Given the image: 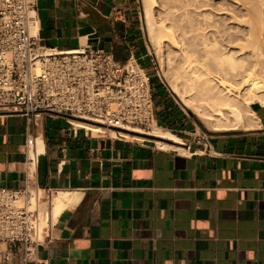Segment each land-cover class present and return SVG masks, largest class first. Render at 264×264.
I'll list each match as a JSON object with an SVG mask.
<instances>
[{"label":"crops","instance_id":"obj_1","mask_svg":"<svg viewBox=\"0 0 264 264\" xmlns=\"http://www.w3.org/2000/svg\"><path fill=\"white\" fill-rule=\"evenodd\" d=\"M138 3L37 0L38 39L58 50L101 47L144 66ZM253 103V127L211 130L197 142L195 123L157 84L155 126L188 145L181 150L95 134L63 115L0 110V187L23 186L32 134L44 144L40 185L73 200L29 261L3 241L0 264H264V95Z\"/></svg>","mask_w":264,"mask_h":264},{"label":"built area","instance_id":"obj_2","mask_svg":"<svg viewBox=\"0 0 264 264\" xmlns=\"http://www.w3.org/2000/svg\"><path fill=\"white\" fill-rule=\"evenodd\" d=\"M36 6L37 0H0V110L67 114L73 116L66 117L71 123L88 120L107 129L157 123L155 86L147 68L89 44L71 50L45 46L30 30ZM36 143L37 137L27 134L23 186L0 187V242L19 244L24 262L49 237L57 192L39 183Z\"/></svg>","mask_w":264,"mask_h":264},{"label":"bare ground","instance_id":"obj_3","mask_svg":"<svg viewBox=\"0 0 264 264\" xmlns=\"http://www.w3.org/2000/svg\"><path fill=\"white\" fill-rule=\"evenodd\" d=\"M197 2L198 0H168L169 8L164 12V17L157 22L154 20V8L157 2L144 0L146 21L151 37L157 40L161 50L170 41L171 47L177 49L174 57L180 63L176 81H171L170 88L184 106L194 112L213 131L251 128L254 126V120H257L250 107L255 101V95L252 92L259 87L250 88V85L257 84L261 80L263 85L260 90L264 89L263 11H259V8L254 6L252 8L254 15L251 12L248 13V16L249 14L250 17L253 16L249 20V26H246L247 33L243 34L242 31L240 39L232 40L226 31L217 28L219 23L216 26L212 23L213 17L210 14L193 13ZM171 9L176 10L178 14L171 12ZM34 14L33 12L30 30L32 28V34L36 35L38 27L34 22L36 21ZM178 16L180 22L177 21ZM175 30L178 32L179 40L175 38ZM234 41L244 42L239 49V52L245 51V54H240L241 57L236 56L239 52L234 54L228 49ZM191 49L199 52L200 58L197 61L189 59L188 51ZM129 63L133 64L131 61ZM133 65L138 66L136 61ZM182 80L184 84L180 86L177 81L181 83ZM73 122L94 132L117 133L114 129H107L89 122L77 120ZM154 124L157 125V123ZM123 133L127 132H122V135ZM150 135L172 140V143L165 142L168 144L158 142L160 147L182 149L181 140L163 128L157 127ZM131 138L145 139L141 136H131ZM36 145L39 152L44 151L41 138L37 139ZM70 202L73 200L69 199L68 193L56 192L50 208V220L54 221Z\"/></svg>","mask_w":264,"mask_h":264},{"label":"rangeland","instance_id":"obj_4","mask_svg":"<svg viewBox=\"0 0 264 264\" xmlns=\"http://www.w3.org/2000/svg\"><path fill=\"white\" fill-rule=\"evenodd\" d=\"M138 1H139L138 11L140 12L139 13L140 23L144 31V37L146 40V47H147V53H148V56L146 57L145 62L143 63H144V67L149 70L150 75L152 77V81H155L154 86L157 87V84L162 85L164 89L167 90V93L170 94L176 100L178 105L187 114L188 118H190L197 126V132H198L197 134L202 135V133L204 132H213L211 131L209 127H207L200 120L199 117H197V115L194 112H192L191 110H189L188 108L184 106V104L180 101L178 96H176V94L170 88L171 81H176L178 64L180 63V61H178L176 57H174V54L176 53L177 49L171 47V44H170L171 41L165 44L166 45L165 48H162V50L160 49L159 44L157 43V40L151 37L150 31L148 30L144 0H138ZM155 1L157 2V6L154 8V20L158 22L164 17V12L167 11L169 6L167 4L168 0H155ZM192 1H195V0H192ZM245 4L246 5L248 4L249 6L248 5L246 6ZM254 6L255 8H259V11H263L262 16H264V10H263L264 0H255V1L254 0H247V1L246 0H240V1L238 0H198L197 5L194 6L195 8L193 9L194 11L193 13H203V14L206 13L207 15L210 14V16L213 17L212 23L213 24L215 23V26L217 25V23H219L217 25V28H220L221 30L226 31L228 33V36H230L232 40H236L242 37V34H241L242 31L244 32L243 34L247 33L248 27L246 26H249V20L255 13L254 10L252 9L254 8ZM170 11L173 13H177V11L174 9H171ZM250 12L253 13V15L251 14L252 15L251 17H250V14L248 16V13ZM248 17L250 18L248 19ZM177 18H178L177 21L180 22V17L178 16ZM166 23L170 24V22H166ZM176 32H175V38L176 40H179L177 36L178 32L177 33ZM31 33H32V28H31ZM241 45H244L243 41H234V43L230 44L231 47H229L228 49H230L235 54L236 52H239ZM189 51H188V56H189V59L191 58L190 59L191 61H197V59L200 58L199 52L197 50L191 49ZM244 52L245 51L239 52L238 54H236V56L241 57L242 55L240 54L241 53L245 54ZM131 63L135 64V61H132ZM177 82L179 83L180 86L184 84L183 80L181 81V83L180 81H177ZM262 85L263 83L261 82V80L257 82V84L250 85V88L259 87L258 90H255L252 92L255 95V101H257V98L258 100H261V96L264 94V91H263L264 89L260 90V88H262L261 87ZM253 106H254V103L252 104V107ZM158 125H161V124L158 123ZM157 127L155 126V124L151 125L149 128H137L136 126H133V128H131L130 130H126L125 132L127 133H123V136L128 137L129 139H132L131 136H141L145 138L144 140H151V141L159 140V141L166 142L165 139L167 138L150 135L151 133H153V131H155ZM100 132H103V131H100ZM94 133L97 134L99 132H94ZM116 134H112V135H116ZM181 145L184 146V143Z\"/></svg>","mask_w":264,"mask_h":264},{"label":"water","instance_id":"obj_5","mask_svg":"<svg viewBox=\"0 0 264 264\" xmlns=\"http://www.w3.org/2000/svg\"><path fill=\"white\" fill-rule=\"evenodd\" d=\"M59 115H63V116H65V117H70V118H73V116H70V115H67V114H61V113H59ZM79 119H81V118H79ZM82 120V119H81ZM85 121H88V120H85ZM91 123H95V122H91ZM95 124H97V123H95ZM113 129H115V130H123V131H126V130H124V129H120V128H113ZM167 142H172V140H170V139H165Z\"/></svg>","mask_w":264,"mask_h":264},{"label":"trees","instance_id":"obj_6","mask_svg":"<svg viewBox=\"0 0 264 264\" xmlns=\"http://www.w3.org/2000/svg\"><path fill=\"white\" fill-rule=\"evenodd\" d=\"M153 83L155 82V81H152Z\"/></svg>","mask_w":264,"mask_h":264}]
</instances>
